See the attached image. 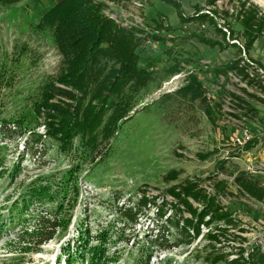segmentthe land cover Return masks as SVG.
<instances>
[{"label":"rangeland","instance_id":"1","mask_svg":"<svg viewBox=\"0 0 264 264\" xmlns=\"http://www.w3.org/2000/svg\"><path fill=\"white\" fill-rule=\"evenodd\" d=\"M58 1L25 0L0 8V264H69L68 253L78 257L76 264H88L87 253L83 252L85 262L79 256L85 246L82 243L88 242L89 248L100 245L99 236L104 235L107 256L116 261L109 264H207L202 260L210 243L204 236L206 228L190 246L181 244L165 250L153 244L149 236L156 209L140 204L137 224L123 217L120 209L137 205L144 187L151 196L166 195L167 189L186 179L226 178L216 169L219 161L226 160L227 171L237 174L249 167L256 170L255 159L264 160V150L248 157L233 146L232 139L244 128L264 126V106L240 91L244 83L233 76L225 83L215 74L216 68L236 56V50L221 52L189 39V32L199 30L198 25H181L176 9L162 0H144V19L137 29L144 31L146 41L137 50L138 67L151 71L153 81L137 96L129 119L120 124L110 140L100 139L97 147L91 148L79 136L66 152L46 135L35 114L44 87L65 70L54 30L41 29L44 15ZM177 1L187 16L194 14L195 5L205 4L204 0ZM239 1L219 0L217 7L232 13ZM250 1L264 9V0ZM119 8L131 11L130 3ZM120 9L114 14L125 21ZM158 14L165 17L163 22L173 28L172 32L154 31ZM229 23L236 31L242 30L235 19L230 18ZM205 28L214 35L213 29ZM158 35L165 40L153 39ZM263 43L258 42L251 55H258L264 63ZM175 61L181 63L183 71L170 77L167 70ZM190 73L198 76L214 103L223 105L225 114L218 112V126L210 123L200 100L177 92L188 84ZM224 83L226 90L221 88ZM226 91L257 108L258 118L243 115L234 102L230 104ZM228 113L238 116L232 118ZM211 153L208 159H202ZM232 153L239 156L231 157ZM171 170L180 171L181 176L176 182L166 183L164 176ZM228 180L231 191L237 193L233 178ZM41 190L53 199H38L35 191ZM168 200L172 201L170 197ZM24 201L30 206L27 213L21 212ZM228 206L247 230L243 234L245 246L260 245L264 249V209L241 195ZM57 212H62L61 219L67 226L58 228L56 237L38 251L21 250L29 248L18 239L22 219L32 217L27 226L31 231L39 214ZM170 235L173 243L186 241L174 227Z\"/></svg>","mask_w":264,"mask_h":264},{"label":"trees","instance_id":"2","mask_svg":"<svg viewBox=\"0 0 264 264\" xmlns=\"http://www.w3.org/2000/svg\"><path fill=\"white\" fill-rule=\"evenodd\" d=\"M23 1L25 0H0V8L17 5ZM162 1L176 9L181 25L199 26V30L189 32V39L221 52L236 50V56L216 68L215 74L219 78L223 77L225 83H229L232 76L239 79L245 85L240 91L264 106V99L261 97L264 96V63L251 55L256 42L264 38V9L250 0H240L230 13L217 7L219 0H204L203 6L195 5L194 14L187 16L180 1ZM106 7V4L96 0H60L49 9L41 22V29L54 30L65 70L44 87L35 114L44 125L46 135L57 141L66 152L79 136L85 139L91 148H96L100 139L102 142L110 140L119 130L120 124L129 119L137 105V96L153 81L151 71L138 67L140 59L137 50L146 41L144 31L137 27L120 25L105 15ZM158 16L160 19L154 20V31L159 34L172 32L173 28L165 26L163 22L165 17L162 14ZM230 18L236 20L242 28L241 31H236L231 26ZM219 21L223 22V25ZM206 26L213 29V36L208 34ZM153 39L161 42L165 40L160 35L154 36ZM182 71L181 63L175 61L167 73L174 77ZM187 80L188 84L177 92L193 101L200 100L205 106V114L210 123L218 126V112L225 114L223 105L214 103L213 97L197 75L190 73ZM225 83L221 87L224 90ZM226 92L243 115L258 118L259 110L245 98L233 92ZM261 139L257 134L240 152L244 155L245 152L253 150ZM212 155L213 153L201 157L206 160ZM238 156L231 154V157ZM226 163V160H222L216 164V169L227 175L226 178L213 176L205 180L186 179L167 189L166 195L151 196L148 187H144L141 189L139 203L123 207L120 212L123 217L137 224L141 215L140 209L137 208L140 204L156 209L149 236L153 239V244L165 250L181 244L190 246L200 238L202 229L206 228L208 232L204 236L210 243L205 247V256L202 258L205 263L264 264L263 247L245 246L247 239L243 234H246L247 230L241 227V221L228 206L232 199L241 195L242 198L253 200L255 204L264 207V186L257 177L246 171L237 174L228 172ZM180 176V171L171 170L164 176V181L176 182ZM228 176L233 178L237 193L231 191L232 185ZM35 194L38 199H53L49 192L44 190L35 191ZM169 197L172 201L168 200ZM62 207L60 205V211ZM29 208V203L24 201L21 212L27 213ZM168 211H171V214H168ZM250 212V209L247 210V213ZM61 216L62 212L52 215L39 214L31 231L27 226L31 224L32 217L22 219L23 226L18 239L21 245L25 244V247L29 248L22 247L21 250L35 252L53 240L57 229L67 226ZM172 227L183 233L186 241L173 243L170 239ZM234 231L239 232V235ZM104 236H99L100 245L89 248L88 242L82 243L85 246L79 256L83 262L86 259L83 252L89 255L88 264L116 262L107 256V239ZM216 246L228 248L229 251L219 250ZM232 256L235 258L230 259ZM77 261V256L73 257L68 253L69 264H76Z\"/></svg>","mask_w":264,"mask_h":264},{"label":"built area","instance_id":"3","mask_svg":"<svg viewBox=\"0 0 264 264\" xmlns=\"http://www.w3.org/2000/svg\"><path fill=\"white\" fill-rule=\"evenodd\" d=\"M97 2L104 3L107 5L105 8V15L115 20L117 23L124 27H137L138 25H142L143 19H144V12L146 8V4L144 0H96ZM130 3V12H125L121 10L119 7L123 4ZM120 9L122 12V17L125 19V21H122L120 19L121 15H115L114 12H118L117 10ZM132 18L133 21L129 22L128 19ZM261 73H263L261 71ZM264 99V96H262ZM230 104H233V101L231 99H228ZM235 103V102H234ZM234 115V113H231ZM232 118H235L234 116H231ZM260 122V121H259ZM256 128H244L241 131L240 135H235L232 139L233 146L237 147L238 149L242 150V148L245 146V144L249 141H252L258 134V136L262 137L260 143L251 151L245 152L244 155L252 156L254 152L257 150L263 151L264 150V126H255ZM260 152V153H261ZM256 165H258L255 169L252 167H249L248 170L246 169V172H248L250 175L257 177L262 182V185L264 186V160H258L255 159ZM208 189V187H206ZM249 202H253V200L249 199ZM254 203V202H253ZM263 209L264 207L261 206Z\"/></svg>","mask_w":264,"mask_h":264},{"label":"crops","instance_id":"4","mask_svg":"<svg viewBox=\"0 0 264 264\" xmlns=\"http://www.w3.org/2000/svg\"><path fill=\"white\" fill-rule=\"evenodd\" d=\"M260 41H264V38L258 40V41L256 42V44H257L258 42H260ZM256 44H255V46H256ZM263 44H264V43H263ZM255 46H254V47H255ZM262 47H264V45H263ZM254 58L262 60L260 57H258V55L254 56Z\"/></svg>","mask_w":264,"mask_h":264}]
</instances>
